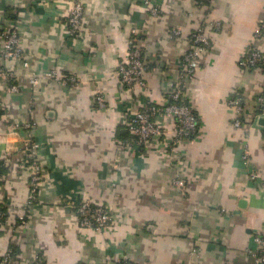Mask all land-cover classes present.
Masks as SVG:
<instances>
[{"label": "crops", "instance_id": "0c3cea01", "mask_svg": "<svg viewBox=\"0 0 264 264\" xmlns=\"http://www.w3.org/2000/svg\"><path fill=\"white\" fill-rule=\"evenodd\" d=\"M150 1L156 16L140 0H83L81 34L73 39L72 0H0V29H15L23 51L21 59L0 56L18 86L9 93L0 85V208L7 213L0 257L13 246L11 264H33L37 256L46 264H112L118 256L137 264H255L247 250L255 249V236L264 237V117L255 102L264 95V70L238 62L251 48L264 57V35L253 36L264 0H212L206 13L195 0ZM203 13L219 29L210 32L211 46L186 86L197 130L173 143L175 121L159 115L160 137L139 146L127 119L143 104L167 103ZM132 29L141 41L145 88H129L117 75ZM2 44L0 35V54ZM31 71H53L56 79L32 90ZM63 76L78 84L62 83ZM97 91L103 107L95 103ZM237 95L244 99L240 128L228 104ZM11 122L31 127L13 131ZM28 139L38 145L43 178L18 228L29 191L21 152ZM250 171L257 179L248 178ZM176 178L184 181L180 189ZM81 199L107 206L111 224L81 227L69 205Z\"/></svg>", "mask_w": 264, "mask_h": 264}, {"label": "built area", "instance_id": "2783aa9c", "mask_svg": "<svg viewBox=\"0 0 264 264\" xmlns=\"http://www.w3.org/2000/svg\"><path fill=\"white\" fill-rule=\"evenodd\" d=\"M141 3L147 6L149 13L156 16L159 12L158 9L152 5L150 0H140ZM212 2V0H210ZM199 6V5H198ZM205 9V13L209 8L200 5ZM84 12L83 0H72V7L67 18V35L73 39L78 38L82 29V17ZM219 29V25H212L207 22L206 15L203 13L202 19L195 25L193 31L190 33L189 42L190 46L184 53L179 66L175 70V76L169 82V90L167 92V103L163 106H157L150 103L143 104L133 112L130 113L126 122V129L128 134L132 137L133 142L137 145L148 144L152 139L158 138L161 135V128L156 123V118L159 115H170L173 117L178 133L173 143L182 137L190 138V136L197 130V118L194 111L186 101V86L192 78L197 67L198 59L207 52L211 46L210 32H215ZM174 32L173 35H177ZM3 38L1 58L7 59H21L23 51L20 46V38L15 29L4 30L1 34ZM264 35V19H260L254 30V38H261ZM129 50L126 61L120 63L117 67V75L124 85L132 88L139 85L143 88L146 87L143 80V74L146 70V65L142 59V46L141 41L136 35L135 29L131 30V38L129 39ZM1 62V60H0ZM239 66L243 69H254L261 67L264 70V57L256 49L251 48L248 53L239 60ZM25 67L28 66L27 61H23ZM55 72H44L38 74L30 72L28 81L32 90L37 89L41 83L52 81L56 79ZM16 75L12 71L5 70L0 65V85H7L6 92L13 93L18 91V86L15 82ZM62 83L77 85L78 80L75 77L63 76ZM258 111L264 117V95L260 94L255 98ZM95 103L99 107L104 106V97L100 91L96 92ZM228 104L234 111L233 126L240 128L242 126V115L244 113V99L241 95H237L229 100ZM2 109L1 103V88H0V110ZM10 129L17 131L20 129H28L31 127L29 123L11 122ZM172 143V144H173ZM244 158L247 161V147H244ZM21 152L25 155L27 167L30 170L29 176V191L24 204V209L15 223L16 227H23L27 222V214L30 207L37 202V194L39 184L43 178V169L38 160V145L31 141L26 140L23 142ZM2 164H0V168ZM258 175L255 171L248 173V178L253 181L257 179ZM173 186L180 189L184 185L181 178H176L172 182ZM264 189V185L261 186ZM71 209L75 215L77 223L81 227L102 229L108 227L112 222L111 211L107 206L100 203H93L88 199L71 200L69 202ZM7 213L0 208V223L6 219ZM253 241L256 245L255 249H248L247 254L253 259L255 264H264V237L255 236ZM192 254L198 252V248H192ZM13 251L7 249L6 252L0 257V264H11L13 262ZM33 264H46L40 256L35 258ZM112 264H135L129 258L124 256L115 257Z\"/></svg>", "mask_w": 264, "mask_h": 264}, {"label": "trees", "instance_id": "16d2710c", "mask_svg": "<svg viewBox=\"0 0 264 264\" xmlns=\"http://www.w3.org/2000/svg\"><path fill=\"white\" fill-rule=\"evenodd\" d=\"M196 1V4L197 5H203L204 7H206V8H209L210 7V5H211V1L210 0H195ZM4 30L1 28L0 29V34L3 32ZM1 112V111H0ZM194 135V133L190 136V138L192 137ZM24 157H25V155H23ZM0 164H1V161H0ZM3 170H2V167L0 168V173L2 172ZM3 210V209H2ZM18 221H16V223H17ZM4 223V222H3ZM0 224H2V223H0ZM9 249H12V251H13V256L15 257L16 255H17V250L13 247V246H11V247H9ZM135 264H137V263H135Z\"/></svg>", "mask_w": 264, "mask_h": 264}]
</instances>
